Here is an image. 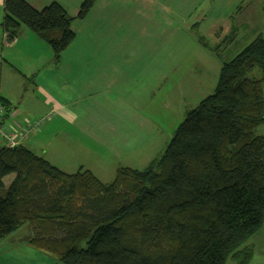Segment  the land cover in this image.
<instances>
[{
    "label": "trees",
    "instance_id": "obj_1",
    "mask_svg": "<svg viewBox=\"0 0 264 264\" xmlns=\"http://www.w3.org/2000/svg\"><path fill=\"white\" fill-rule=\"evenodd\" d=\"M76 17L59 3L36 10L4 0L1 27L13 42L27 28L59 63L74 41ZM264 37L223 63L212 95L175 131L144 170L119 168L101 182L67 174L19 145L0 147V241L30 225L28 244L65 264H249L244 244L264 224ZM0 104L9 114L8 102ZM7 125V124H6Z\"/></svg>",
    "mask_w": 264,
    "mask_h": 264
},
{
    "label": "crops",
    "instance_id": "obj_2",
    "mask_svg": "<svg viewBox=\"0 0 264 264\" xmlns=\"http://www.w3.org/2000/svg\"><path fill=\"white\" fill-rule=\"evenodd\" d=\"M25 1L39 11L59 3L76 17L84 0ZM244 1L215 0V9L207 10L205 0H97L85 19L72 22L75 39L55 63L51 47L27 28L13 42L5 40L0 0L6 124L22 128L51 115L21 145L52 165L51 158H65L64 170L61 161L54 166L67 174L78 167L93 173L85 158L105 166L140 155L159 132L157 120L167 104L157 99L158 91L168 90L163 84L177 64L191 52L220 57L213 47L248 46L264 37V9L255 0L248 10H234ZM191 31L204 37L196 41ZM258 129L264 136V125ZM5 144L0 139V147ZM244 247L252 251L249 264H264V224Z\"/></svg>",
    "mask_w": 264,
    "mask_h": 264
},
{
    "label": "rangeland",
    "instance_id": "obj_3",
    "mask_svg": "<svg viewBox=\"0 0 264 264\" xmlns=\"http://www.w3.org/2000/svg\"><path fill=\"white\" fill-rule=\"evenodd\" d=\"M214 1L205 0L202 7L207 10H214ZM256 1L260 5L258 8L264 9V0ZM256 1L246 0L234 10H248L250 4H254ZM191 36L196 41L201 36L204 37L203 34L194 33V31H191ZM245 47L241 46L240 43L230 45L226 49H224L225 47L221 49L218 46L213 47V49L219 51L220 57L209 51L191 52L175 66L172 78L166 80L163 84V87L167 84L168 90L161 89L158 91L157 99H163V103L167 104V109L161 112L159 120H157L159 132L154 142H149V145L146 149H143L140 155L135 154L128 161L108 160L105 166L96 165L91 159L87 158L83 162L93 166V173L104 183H110L114 180L119 167L128 166L144 170L151 160L162 156L187 112L193 110L203 99L214 93L223 63L231 61ZM263 76L264 74L257 68L248 74L249 78L257 80ZM44 118H47V116ZM37 119L31 120L29 123H34ZM256 133L260 134V129ZM74 154H77V152L75 151ZM51 161L55 163L54 165L61 163L60 166L63 170L69 163L65 158L57 160L61 161L60 163L54 158H51ZM74 161L78 162L79 159L74 158ZM78 169L79 167L75 170L72 169L73 173L77 172ZM30 237L31 229L30 225L27 224L0 241V264H65L49 253L31 247L27 242ZM226 264H236V262L229 259Z\"/></svg>",
    "mask_w": 264,
    "mask_h": 264
},
{
    "label": "built area",
    "instance_id": "obj_4",
    "mask_svg": "<svg viewBox=\"0 0 264 264\" xmlns=\"http://www.w3.org/2000/svg\"><path fill=\"white\" fill-rule=\"evenodd\" d=\"M7 114L6 108L0 104V139L5 141L6 147L14 148L21 145L22 141L32 133L38 131L47 118H39L34 123H28L25 127L9 126L4 123Z\"/></svg>",
    "mask_w": 264,
    "mask_h": 264
}]
</instances>
